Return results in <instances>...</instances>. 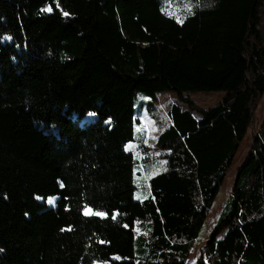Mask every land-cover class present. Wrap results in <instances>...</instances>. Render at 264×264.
I'll list each match as a JSON object with an SVG mask.
<instances>
[{"label": "trees", "instance_id": "1", "mask_svg": "<svg viewBox=\"0 0 264 264\" xmlns=\"http://www.w3.org/2000/svg\"><path fill=\"white\" fill-rule=\"evenodd\" d=\"M190 1L0 0V264L186 263L264 96V0ZM164 92L137 160L135 100ZM196 264H264V119Z\"/></svg>", "mask_w": 264, "mask_h": 264}, {"label": "rangeland", "instance_id": "2", "mask_svg": "<svg viewBox=\"0 0 264 264\" xmlns=\"http://www.w3.org/2000/svg\"><path fill=\"white\" fill-rule=\"evenodd\" d=\"M191 6L190 0H182V9L189 10ZM183 98L190 100L198 109H207L222 100L223 93H184ZM180 100L173 93H158L155 96L154 101L144 98L138 95L133 112L139 119V125L134 126V141L132 145L127 148L131 150L135 159L139 160L138 150L136 146L140 145L143 132L145 133V144L152 149V145L156 137L168 126H170V120L168 117V111L172 105H180ZM196 117V115H195ZM264 119V96L255 108L253 121L246 133L240 149L236 155L235 161L227 173L224 182L220 187V191L215 198L213 207L209 212L208 218L201 229L199 236L195 239L193 248L185 264H196L198 257L200 256L201 248L208 238L212 228L214 227L224 205L226 204L230 188L235 179L237 168L245 157L249 150L250 144L254 137L260 130L261 123ZM154 156V155H153ZM163 169V165L159 163L153 166L150 170L140 168L138 164L137 173L133 175L135 190L133 192V199L135 201H142L148 196L147 181L160 172ZM49 205H54L49 204Z\"/></svg>", "mask_w": 264, "mask_h": 264}, {"label": "snow or ice", "instance_id": "3", "mask_svg": "<svg viewBox=\"0 0 264 264\" xmlns=\"http://www.w3.org/2000/svg\"><path fill=\"white\" fill-rule=\"evenodd\" d=\"M56 7H59V4H58V3L56 4ZM52 10H53V9H52L50 6H46L45 8L41 9L42 12H43V11L51 12ZM162 11H163V9H162ZM63 15H64L65 17H67V16L69 15V13H68V12H63ZM178 22L182 23L183 21L178 20ZM5 39H7V40H11L12 37H11V36H7V37H5ZM88 115H89V116H95V113H89ZM63 186H64V185L61 184V187H63ZM36 199H37V200H40V199H43V198L40 197V196H37ZM54 201H55V197H54V196H49L48 199H47V202H48L49 204H53ZM26 215H27V214H26ZM84 215H86V216H88V215H95V216H99V217H102V218H103V217H105L107 214H106L105 212L95 211L94 209L90 208L88 205H85V206H84ZM112 218H113V219H116V215H113ZM100 243H104V241H100ZM0 251H3V249H0ZM113 259H115V260H119V259H121V257L116 256V257H113Z\"/></svg>", "mask_w": 264, "mask_h": 264}]
</instances>
